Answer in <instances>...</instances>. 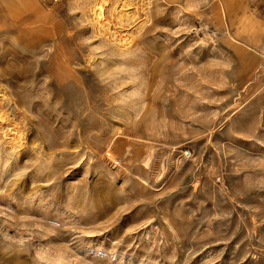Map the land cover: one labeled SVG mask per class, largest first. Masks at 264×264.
I'll return each instance as SVG.
<instances>
[{
  "label": "rangeland",
  "instance_id": "rangeland-1",
  "mask_svg": "<svg viewBox=\"0 0 264 264\" xmlns=\"http://www.w3.org/2000/svg\"><path fill=\"white\" fill-rule=\"evenodd\" d=\"M0 6V264H264L262 0Z\"/></svg>",
  "mask_w": 264,
  "mask_h": 264
},
{
  "label": "bare ground",
  "instance_id": "bare-ground-1",
  "mask_svg": "<svg viewBox=\"0 0 264 264\" xmlns=\"http://www.w3.org/2000/svg\"><path fill=\"white\" fill-rule=\"evenodd\" d=\"M7 8L9 9V6H7ZM5 9V8H4ZM3 9V6H0V13ZM102 6H99V8H97V10L95 11V14L98 16L99 21L103 20V10H102ZM3 16V15H2ZM24 16V15H23ZM100 23V22H99ZM14 24V23H13Z\"/></svg>",
  "mask_w": 264,
  "mask_h": 264
},
{
  "label": "crops",
  "instance_id": "crops-1",
  "mask_svg": "<svg viewBox=\"0 0 264 264\" xmlns=\"http://www.w3.org/2000/svg\"><path fill=\"white\" fill-rule=\"evenodd\" d=\"M261 1V0H260ZM263 1V17H264V0H262Z\"/></svg>",
  "mask_w": 264,
  "mask_h": 264
}]
</instances>
